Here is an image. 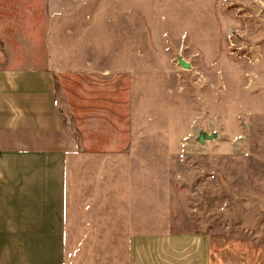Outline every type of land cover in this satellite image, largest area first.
<instances>
[{"label":"rangeland","instance_id":"rangeland-1","mask_svg":"<svg viewBox=\"0 0 264 264\" xmlns=\"http://www.w3.org/2000/svg\"><path fill=\"white\" fill-rule=\"evenodd\" d=\"M49 26L76 148L52 156L49 245L12 234L0 264H135L190 232L264 264V0H0L6 48Z\"/></svg>","mask_w":264,"mask_h":264},{"label":"crops","instance_id":"crops-1","mask_svg":"<svg viewBox=\"0 0 264 264\" xmlns=\"http://www.w3.org/2000/svg\"><path fill=\"white\" fill-rule=\"evenodd\" d=\"M51 30L40 39L29 29L19 31L8 48L0 42V250L15 233L36 235L30 247L49 245L56 223L50 206L52 156L76 148L58 105ZM148 254L135 256L134 263L212 264V238L155 235Z\"/></svg>","mask_w":264,"mask_h":264}]
</instances>
